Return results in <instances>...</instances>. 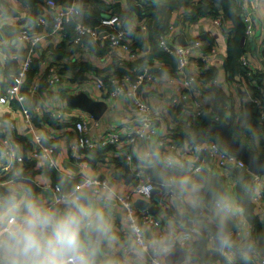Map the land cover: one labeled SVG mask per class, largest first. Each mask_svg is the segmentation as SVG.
<instances>
[{
	"label": "crops",
	"instance_id": "crops-1",
	"mask_svg": "<svg viewBox=\"0 0 264 264\" xmlns=\"http://www.w3.org/2000/svg\"><path fill=\"white\" fill-rule=\"evenodd\" d=\"M58 1L68 3L69 0ZM129 1L78 0L79 11L74 17H70L76 22L79 21L92 26L90 20L92 21L95 18L100 20L101 17L111 13L121 15L123 18L122 28L125 29L126 40L129 39L130 41L129 48L113 45L103 36L102 38L85 36L82 41L75 42L73 40L75 31L72 38H67L62 32L49 34L47 30L49 25L47 26V24L36 25L35 30L45 32V35L34 46L36 48L35 59L26 78L28 83L25 85V89L35 85L38 90L34 93L37 95L36 100L33 99L32 95L30 101L28 99L26 103L33 108L35 104L41 105L46 100H49L53 106L64 109L65 119L57 121L54 125L49 122H43L38 125L33 124V122L28 124L24 120L23 112L18 102L13 100L10 103L0 104V135L6 134L5 130L9 129V123L13 121V132L21 142L25 141L26 145L24 147L27 150L34 147L40 149L34 140V134H37L42 137L44 145H52L54 147L51 156L55 160V164L50 165L48 156H31L30 151H26L25 162L21 165L19 174H6L3 176L0 188H4V191H0V198L14 193L17 195V199H20L23 197L25 189H27L33 197L47 206H54L51 203V185L58 183L63 190L72 189L76 183L67 188L65 186L71 179H75V182L77 180L80 181L83 177L81 172L89 176L107 177L115 193H129L136 183L135 171L143 170L151 176L146 167L150 166L153 157L158 159L159 154H166L173 158L171 166L176 169H183L182 167L185 166L187 172L186 176L183 177L172 176L170 172L164 173L170 183L186 177L187 179L193 178L194 174H190L188 170L192 162L201 163L202 166L209 165L224 177L223 185L217 195L228 198L231 208L236 218H238L235 220L237 222H235L234 228L229 229L234 241L233 247L240 249L239 246L246 241L244 230L251 225L250 236L255 239L253 246L256 252L263 257L264 226L261 230V236H259L256 225L246 218L242 207L238 203L236 190L237 171L234 168L217 167L215 159L209 154L193 153L190 150L188 140L180 141L174 139L175 129L191 130V118L195 110L194 101L196 99L200 100L202 104H208L209 106L214 103L216 91L211 90L202 93L201 88L203 85L200 83L202 77L199 72V63L202 55L208 52L210 47H214L215 51L206 64L207 66L213 65L217 67L218 73L215 76L217 78V86L224 88V91L228 94L221 113L224 119L230 121V123H237L240 120L244 121L242 116L237 119L235 115L240 111L241 105L243 106L242 111L246 109L245 104L249 100L251 105H253V109L246 110L248 114L245 120L250 121L246 124V127L250 130L249 132L244 131L241 138L247 141L245 143L249 148L257 152H262L264 149V133L262 132V130L264 131V122L258 120V110L253 101L250 98H246L245 94L242 95L241 92V90L249 89L244 86L240 74L235 73L230 78L228 76L230 73L224 66L228 41L235 34L233 20L225 15L224 9L220 4H214L209 9L202 0H176L177 4L171 10H166L165 18L169 20L165 32H167L166 38L169 43L173 45L191 44L184 73L193 75L195 81L188 92L187 100L184 101L186 106L183 107L184 105H180L178 99L177 88L182 79L181 72H177L176 68H173L169 62L159 61L156 57L145 58L141 66L135 63L136 58L148 51L151 47V42L155 38L158 39V36L155 37L147 29V18L137 9V5L141 6L142 1L131 0L134 6ZM25 2L28 4L27 7L24 6ZM43 2V0L34 2L29 0H0V84L3 86L10 83L12 75L19 64L14 62L16 59L9 58L7 55H11L12 52H26L24 45H22L23 43L16 39V30L21 25L31 26V23L34 22L39 14L48 15L47 8ZM231 4L233 5V11L240 16L244 25V33L239 37V43L243 47L240 61L241 57L244 56L249 64L245 66L241 62V65L251 72H262L261 88L264 91V0H231ZM29 6L31 9L30 16L26 13ZM244 15H250L253 19V28L250 34L246 33ZM215 18H219L221 23L218 24L214 21L213 19ZM106 29L111 28L108 25H103V28L98 30L103 32ZM137 38H140L139 43ZM198 39L199 42H195ZM133 42H136V44L131 47ZM50 60H55L59 67L61 61L83 62L86 67L83 72L78 73L79 76L77 78L74 77V73L79 69L82 71L81 67L62 70L63 75H61L62 78L59 83L48 84L45 80V72L46 65ZM145 68L153 72L155 78L152 82L140 84L136 89V95L148 104L151 120L155 126L153 134L140 139L133 147L124 142L123 146L120 144V146L108 145L93 150L82 149L86 160L80 161L79 158L72 154V149L70 148L75 136L71 121L75 119V116L84 115L89 121L97 119L98 123L90 124L88 129L90 135L94 138L103 136L105 132L112 129H116L122 135H125L127 131L131 130L134 122L138 120L137 111L133 105V98L128 97L126 93L116 97L107 95L105 91L95 85V76L125 72L131 77H135L140 72L139 75L144 73ZM131 70H134V76L130 73ZM81 90L86 91L94 99L105 100L106 107L98 118L68 103V94ZM163 137L170 139L172 146L168 143H161L160 140ZM124 151H130L129 162L126 161ZM148 151L153 152L154 155L148 157ZM17 165V163L14 164V166ZM51 169L58 171L56 175L60 176H55L54 178ZM250 172L252 173L250 180L253 181L252 178L255 173ZM127 174H129V177H127ZM66 176L69 178H66ZM190 182L200 186V192L198 193L199 206L195 208L190 206L188 197L182 195L173 183L169 185L174 187L173 197L171 198L155 183V186L159 188L161 197L158 198L153 194L147 200H149V203L158 205L155 211L150 212L160 220V224L145 223L143 225L145 236L150 242L155 240L160 243V257L167 263L177 264L174 262L177 258L172 255H174L176 247L181 246L184 250V258L180 259L178 263L191 258L192 261L188 262V264H226L223 263L221 258L209 259L205 258V256L202 257L200 254V257L195 259L193 255L187 253L185 244H181L178 241L183 229L193 226L197 231L200 227H208L211 222L205 198L206 188L203 182L195 180ZM257 187H264V173L260 175L257 186L253 183L252 199L256 194ZM81 191L87 193L100 206L107 204L106 213L111 221L112 232L115 236V240L111 245L107 242L101 245L97 264H138L147 257V253L142 252L134 243L132 229L125 220L123 208L118 204L117 199L113 195H108L104 200H100L98 196L92 195L88 189H82ZM132 195L136 206L142 207L137 200L140 197H144L137 194ZM219 197L216 199H219ZM253 201H255L254 208L258 216L264 221V202L262 197H256ZM55 206L62 207L63 205L57 204ZM199 209H203L204 213L200 215L198 213ZM228 215L235 219L233 215L229 213ZM237 227L238 229L240 228L241 232L235 231ZM196 231L191 236L189 247L198 248L196 245L198 241L196 240L199 236ZM160 233L161 235H159ZM206 247L209 250L214 249L221 253L216 234L207 236ZM237 256L233 260H237Z\"/></svg>",
	"mask_w": 264,
	"mask_h": 264
},
{
	"label": "built area",
	"instance_id": "built-area-1",
	"mask_svg": "<svg viewBox=\"0 0 264 264\" xmlns=\"http://www.w3.org/2000/svg\"><path fill=\"white\" fill-rule=\"evenodd\" d=\"M43 4L46 6V11L48 15L39 14L37 18L31 23V26L28 25H21L16 30V39L23 43L26 52L25 53H17L12 52L11 55H7L9 58H14L17 60L18 67L14 74L12 75L10 83L5 84L4 86L0 84V104L10 103L11 101H16L20 104V107L23 112L24 120L31 124V114L28 104L26 103L27 98L31 97L36 91L38 90L35 85L28 87L27 89L24 88V84L26 82V78L30 72L34 61V54L36 53V48L34 47L37 42H39L42 37L45 35V32L37 31L36 25H50L47 29L48 33H57L62 32L64 34V27L65 21L70 18L74 17L78 11V0H70V2L65 3L64 1L58 0H43ZM256 1V0H253ZM24 6L27 7V2L24 3ZM26 13L30 16L31 9L30 6L26 10ZM1 15V14H0ZM123 18L117 13H111L104 17L100 18L101 23L104 25H108L111 29H106L103 32L100 30H96L94 27L77 21L75 23L74 31L75 35L73 40L75 42H80L85 36H90L93 38L98 37H105L107 38L113 45L122 46L125 48L130 47L129 39L126 40L125 29L122 28L123 25ZM218 24L221 23L219 18L213 19ZM243 20L246 26V33L250 34L253 28V19L250 15H244ZM51 21V24H48ZM47 33V32H46ZM167 32H163L158 36V43L159 45L169 53L175 54L178 61H177V72H181V81L180 85L177 86L178 88V99L180 105L185 104V100H187L188 92L191 88V85L195 81V77L193 75H188L184 73V68L186 67L188 55L190 53V45H173L170 44L166 38ZM195 42H199V39ZM215 48L212 47L210 51L205 52L202 55L201 62L199 63V72L205 67H207L206 62L208 61L209 57L214 53ZM50 59V58H48ZM241 62L243 65L249 64L246 57H241ZM59 64L56 63L55 60H50V62L46 65V77L45 80L48 84H57L61 80V74L59 73ZM254 73V72H253ZM155 78L154 73L148 71L145 68V72L141 75H138L135 79H131L129 74H124L119 76L117 73H110L107 76V80L103 75H96L95 76V85L97 88L105 91L107 95L111 97H116L123 93H126L128 97L133 98V105L137 111L138 120L134 122L131 130L127 131L125 135H122L116 129L109 130L105 132L103 136H99L94 138L90 135L88 129L90 124H97V119L93 121H89L84 115H80L79 117L75 116V119L71 121L73 130L75 131V136L73 141L70 144V148L72 149V154L77 158L83 161L86 159L84 158V154L82 153V149L86 150H93L95 148H100L108 145H119L123 146V143L130 145L133 147L140 139L146 138L153 134L154 131V124L151 120V115L149 111V107L146 101L139 98L136 95L137 87L144 83V82H152ZM200 83L203 85L201 88L202 93L206 92L209 85L217 84V78L213 77L211 79L203 80L200 79ZM244 86L248 89L246 84ZM249 90H246L247 94H245L246 98H251L253 103L255 104L258 110V117L260 122H264V96L260 97L259 95L252 96L248 94ZM196 114H199L203 111V104L200 100L196 99L194 101ZM184 105L183 107H185ZM243 106H240V111L238 114L235 115V118L239 119L241 115ZM34 109L37 112H41L43 109L51 110V115L55 116L58 121L65 119V111L63 108L58 106H53L49 100H46L41 105L34 106ZM214 117L216 119L219 118L218 114H215ZM236 119V120H237ZM14 122L10 121L9 129H6V134L0 135V183L3 181V176L6 174H19V169L21 165L25 162V153L26 151H30L31 156H38V155H45L49 158V164H55V160L52 159L51 154L53 153L54 147L52 145H44L43 139L39 135L34 134L35 143L40 147H34L33 149L27 150L24 147L23 142L19 140V138L14 134L13 128ZM161 143H168L172 146V142L170 139L163 137ZM190 150L193 153H207L212 158L215 159V163L217 167L221 168H241L246 167L247 164L245 163L244 159L238 155L237 153L229 150L225 146H221L217 141L208 139L203 141H194L189 143ZM126 161H130V151L125 152ZM154 155L153 152L148 151L147 156L152 157ZM85 159V160H84ZM158 159L163 163L164 166H170L173 164V158L170 155H158ZM18 164L14 166V164ZM202 168L201 163L192 162L189 165L188 170L190 174H195V172L199 171ZM17 169V170H16ZM248 169V168H247ZM16 170V171H15ZM83 177L80 181H78L72 189L63 190L58 183H54L51 185L52 189V198L51 203L53 205L59 204V200L66 194L75 191L76 189H88L90 193L94 196H98L100 200H104L108 195H113L118 204L121 205L124 212V217L127 223L130 225L133 233V240L134 243L138 246V248L142 251L147 253V257L142 259L141 262L138 264H171L165 262L160 257V243L158 241L150 242L148 238L145 236L143 225L145 223H153L155 225L160 224V220L156 218L150 210L145 207H138L136 206L133 195L137 194L145 199L151 198L153 196V188L156 187L154 182L152 181V177L149 173L144 172L143 170H136V180L137 182L131 189V191L123 192V193H115L111 184L109 183V179L107 177H97V176H89L81 172ZM260 179V173H255L253 175V182L255 186H257V181ZM174 187L169 186L164 190V193L167 194L169 198L173 197ZM264 187H257L256 194L253 196V199L256 197H262L264 202ZM255 202V201H254ZM216 206L223 209L221 206L218 205V199L215 201ZM264 206V203H263ZM227 213L233 215L236 218V215L232 208L225 210ZM198 213L201 215L204 213L203 209H199ZM237 222V221H236ZM250 226H248L244 232L246 233V241L241 244L240 249L243 250L242 252L246 257L253 262V264H264V256L262 257L259 255L253 244L255 239L253 236H250ZM196 231L193 226H189L181 231V234L178 238V241L181 244H185V249L191 250L189 247V241L191 240L192 234ZM236 232H241L240 228L238 227L235 230ZM161 235V233L159 234ZM211 233L209 234V236ZM238 247L232 248H221V254L226 261H231L235 258L236 253L241 251ZM192 255V254H191ZM223 259V263L226 261ZM192 261L191 258H188L184 262L177 263V264H188V262Z\"/></svg>",
	"mask_w": 264,
	"mask_h": 264
},
{
	"label": "trees",
	"instance_id": "trees-1",
	"mask_svg": "<svg viewBox=\"0 0 264 264\" xmlns=\"http://www.w3.org/2000/svg\"><path fill=\"white\" fill-rule=\"evenodd\" d=\"M29 1L34 2L36 0H29ZM141 1H142V5L141 6L137 5V9L144 17L147 18V24H148L147 29L155 37L159 36V34L165 32L167 25H168L169 19L165 18L166 10H171L177 4V1L176 0H163V1L141 0ZM203 1L206 7L208 8L210 6H213L214 4H220L222 8L224 9L225 15L230 17L234 23L235 34L232 37H230L228 41L227 55L224 60V66L227 68L228 72L230 73L228 76L232 78L235 73L240 74L243 82L247 85L249 89L248 94L252 96L259 95L260 97H263L264 91H263V88H261L262 72L257 71L256 73H253V71L251 72L246 67L241 65L240 56L243 52V47L239 43V37L244 33V25L241 21L240 16L237 15L233 11V5L231 4V0H202V2ZM129 2L134 6L131 0ZM75 23L76 21L73 20L72 18H69L68 20L65 21L64 34L67 38H72ZM90 24L93 27H96L98 29L103 28V25H104L97 18H95L92 21L90 20ZM137 39L139 43L140 38H137ZM135 44L136 42L131 43V47H134ZM263 56H264V51H263ZM149 57H156L159 61L169 62L173 68L177 67V61H178L177 57L175 55H172L168 51L164 50L159 45L158 39L156 38L153 39V41L151 42V47L149 48V50L146 51L143 55L138 56L136 58L135 63L141 66L145 58H149ZM60 63L61 65L59 68V71H60L59 73L61 75H63L62 70H66L68 68H75V67L80 68L81 67L82 71H80L79 69V70H76V73H74L75 78H77L79 76L78 73L83 72V69L86 67L83 62L61 61ZM130 73L133 76L135 75L134 70H131ZM140 73H138L135 77H131L130 75L129 76L131 79H135ZM217 73H218L217 67L210 65L201 70L200 76L202 77L203 80H207V79H211L215 77ZM117 74L119 76H122L125 74V72L124 73L118 72ZM107 76L108 75L104 76L106 80H107ZM27 83L28 82L26 79L24 88H25V85H27ZM211 90L216 91V94L214 97V103L211 104V106L203 103V106H202L203 111L199 114H196L193 111L192 118H191L192 119L191 120V130H185L182 128L175 129V133H174L175 140H180V141L188 140L189 143H191L194 141H203V140L212 139V140L217 141L221 146H224L220 134L210 129L209 127L210 125L219 123L224 119V116L222 115L221 111L223 108V104L228 97V94L227 92L224 91V88L220 87L219 85L217 86V84L209 85L206 92L211 91ZM241 92H242V95L247 94L246 90H241ZM28 99L30 101V97L27 98V101ZM28 106L30 109L31 120L33 124L38 125L43 122H49L50 124L54 125L58 121L55 116L51 115L50 113L51 110L43 109L41 112H37L34 109V107L32 108V106L29 104ZM245 108L246 109L241 112V115L244 118V121L240 120L237 123L232 122L230 124V131L236 137L240 138L243 142L247 143V141L245 139H242L241 136L243 135L244 131L249 132L250 130L249 128L246 127V124L250 121L245 120L246 115L248 114L246 113V110L248 111L250 109H253V105H251L249 100L246 102ZM215 114H218L219 116L218 119L214 117ZM262 132L264 133L263 130ZM22 142L25 146L26 145L25 141L23 140ZM251 150L257 156L264 155V149L262 152H257L253 149ZM182 168L183 169H180V168L176 169L175 167L171 165L164 166L163 163L159 159H157V157H153L150 163V166L146 167V169H148V171L151 173L152 181L154 182V184L155 183L158 184L159 187L162 188L163 190H165L172 183V182L171 183L169 182V179L167 180V177L164 176V173L170 172L172 176H176V177L186 176L187 172H186L185 166H183ZM234 169L235 171H237L236 190H237L238 203L242 207L246 218L251 223H254L256 225L257 231H258L257 234L261 236V230H262V227L264 226V221H262V219L258 216L257 211L254 208L255 207L254 201L251 197V193L253 190V183H254L253 181L250 180L252 173L246 167L234 168ZM51 173L54 175V178H55V176H57L56 173H58V171H56L55 169H51ZM263 173L264 171L261 172L260 175ZM66 178H69V177L66 176ZM74 180L75 179H71V181L65 186V188L70 187L74 183H77V181H79L77 180L75 182ZM188 180L189 181L195 180V181L203 182L206 188L205 198L207 201V206L209 208L208 215L211 219V222L210 224H208V227L198 228V230L196 231L199 236V238L196 240L198 241L196 243L198 248L191 247V250H188L187 253L192 254L193 258L195 259L197 257H200V255H202V257L205 256V258H209V259L210 258L214 259L217 257L223 260L224 259L223 255L219 251L214 250V249L209 250L206 247V240H207V236H209L210 233L216 234L217 224L220 220L225 221L228 227V230L234 228L235 226V222H236L235 219H232L226 211L216 206L215 204V201L217 198L216 195L223 185L224 177L221 174L217 173L216 169L210 167L209 165H204L199 171L195 172L193 178H190ZM0 191H4V188H0ZM242 251L243 250L237 253L239 254L238 256L236 254L237 260L235 259L231 261H226V259H224L226 261V264H253V262L249 259V257H246Z\"/></svg>",
	"mask_w": 264,
	"mask_h": 264
},
{
	"label": "clouds",
	"instance_id": "clouds-1",
	"mask_svg": "<svg viewBox=\"0 0 264 264\" xmlns=\"http://www.w3.org/2000/svg\"><path fill=\"white\" fill-rule=\"evenodd\" d=\"M172 183L190 206H199V185L187 178ZM58 203L63 206H47L27 189L20 199L14 193L0 198V264H97L101 245L115 240L107 204L100 206L80 189ZM218 205L231 207L225 196ZM216 240L222 249L233 247L224 220L217 224Z\"/></svg>",
	"mask_w": 264,
	"mask_h": 264
},
{
	"label": "water",
	"instance_id": "water-1",
	"mask_svg": "<svg viewBox=\"0 0 264 264\" xmlns=\"http://www.w3.org/2000/svg\"><path fill=\"white\" fill-rule=\"evenodd\" d=\"M70 2V0L68 1ZM51 24V21H50ZM15 42V40H14ZM22 49V48H21ZM14 62H17L14 60ZM16 64V63H15ZM37 95L33 94V99L36 100ZM67 101L69 104L78 107L84 111H87L91 113L94 117H99L101 113L104 111L106 107V102L103 99H94L88 93L84 90L77 91L74 93H69L67 97ZM230 121L223 119L219 123H215L210 125V129L216 131L220 134L224 146L228 148L229 150L237 153L240 155L245 163L247 164L248 170L254 172V173H261L264 171V155L257 156L255 155L252 150L248 147V145L243 142L240 138L236 137L234 134L230 131ZM127 177H129V174H127ZM135 182H137L135 178ZM153 194L160 198L161 193L159 191L158 187L153 188ZM219 197V194L217 195ZM137 202L140 204V206L147 208L150 211H155V209L158 207V205H155L154 203H149V200L145 198H139ZM173 257L177 258L175 263H178L180 259L184 258V250L181 246H177Z\"/></svg>",
	"mask_w": 264,
	"mask_h": 264
},
{
	"label": "rangeland",
	"instance_id": "rangeland-1",
	"mask_svg": "<svg viewBox=\"0 0 264 264\" xmlns=\"http://www.w3.org/2000/svg\"><path fill=\"white\" fill-rule=\"evenodd\" d=\"M211 48H212V47H210L208 51H210V50H211ZM259 148H261V146H259ZM263 193H264V191H263Z\"/></svg>",
	"mask_w": 264,
	"mask_h": 264
},
{
	"label": "bare ground",
	"instance_id": "bare-ground-1",
	"mask_svg": "<svg viewBox=\"0 0 264 264\" xmlns=\"http://www.w3.org/2000/svg\"><path fill=\"white\" fill-rule=\"evenodd\" d=\"M50 27V25L48 26V28ZM251 99V98H250ZM252 100V99H251Z\"/></svg>",
	"mask_w": 264,
	"mask_h": 264
}]
</instances>
